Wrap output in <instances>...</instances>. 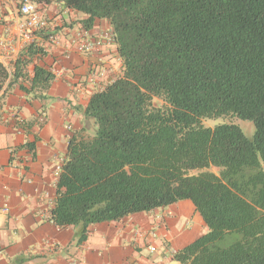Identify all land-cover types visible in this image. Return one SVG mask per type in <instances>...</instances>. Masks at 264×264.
<instances>
[{
    "label": "trees",
    "instance_id": "16d2710c",
    "mask_svg": "<svg viewBox=\"0 0 264 264\" xmlns=\"http://www.w3.org/2000/svg\"><path fill=\"white\" fill-rule=\"evenodd\" d=\"M57 1L84 30L107 24L122 73L89 97L87 135L68 142L50 221L84 238L90 226L188 201L207 231L174 261L264 264V0ZM22 50L0 64V91L45 101L55 76L32 61L44 47ZM220 117L250 122L252 136L201 124Z\"/></svg>",
    "mask_w": 264,
    "mask_h": 264
},
{
    "label": "crops",
    "instance_id": "0c3cea01",
    "mask_svg": "<svg viewBox=\"0 0 264 264\" xmlns=\"http://www.w3.org/2000/svg\"><path fill=\"white\" fill-rule=\"evenodd\" d=\"M15 1L0 0V40L8 47H0V64L5 68L23 51L13 30L21 20ZM35 1L48 27L35 34L46 54L32 61L55 78L41 102L29 100L17 86L0 91V264H179L173 255L207 231L188 201L90 226L84 238L79 228H59L50 221L55 169L66 157L69 140L87 135L82 129L89 97L121 76L122 64L114 43L95 52L77 49L84 38L110 32L105 22L84 30L81 14L57 0ZM8 26L11 34L4 31ZM50 35L58 38L57 45L49 43ZM26 73L31 75V65ZM26 143L33 150L25 149Z\"/></svg>",
    "mask_w": 264,
    "mask_h": 264
},
{
    "label": "built area",
    "instance_id": "2783aa9c",
    "mask_svg": "<svg viewBox=\"0 0 264 264\" xmlns=\"http://www.w3.org/2000/svg\"><path fill=\"white\" fill-rule=\"evenodd\" d=\"M14 11L17 16L20 17V21L15 22L13 30L17 35L18 46L24 49L27 45L35 42V34L43 32L47 29L48 24L43 18L41 11L38 9L35 0H16L14 3ZM4 31L6 34H11L12 28L5 27ZM48 41L51 45H57L59 40L56 36L50 35ZM112 43V34L110 32H105L100 34L94 39L84 38L78 43L77 49L80 52H95L99 51L104 46ZM0 47L5 48L8 51L6 41L0 40ZM93 80V77L90 78ZM4 88V87H3ZM2 93V90H1ZM64 160L59 161L55 169V176L57 178L60 173L61 166ZM8 210L5 208L2 212L6 213ZM150 236L154 237L155 234L150 232ZM150 252H154L155 248L150 246ZM69 264H78L77 261L71 260Z\"/></svg>",
    "mask_w": 264,
    "mask_h": 264
},
{
    "label": "rangeland",
    "instance_id": "374dc122",
    "mask_svg": "<svg viewBox=\"0 0 264 264\" xmlns=\"http://www.w3.org/2000/svg\"><path fill=\"white\" fill-rule=\"evenodd\" d=\"M154 102L158 106L160 105V102H158L156 100ZM228 123L239 126L247 137H251L253 134V127H252V124L250 122L241 121L239 119H235L232 117H228V118L227 117H220V118H214V119H205L201 122L202 126L205 128H213L217 125L228 124ZM214 170H215L214 168H210L208 170L207 169L193 170V171H190L189 174L190 175H197L198 173H201V172L214 171Z\"/></svg>",
    "mask_w": 264,
    "mask_h": 264
}]
</instances>
